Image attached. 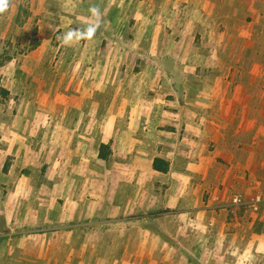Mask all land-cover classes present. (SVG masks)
I'll use <instances>...</instances> for the list:
<instances>
[{
    "label": "crops",
    "instance_id": "0c3cea01",
    "mask_svg": "<svg viewBox=\"0 0 264 264\" xmlns=\"http://www.w3.org/2000/svg\"><path fill=\"white\" fill-rule=\"evenodd\" d=\"M158 1L188 13L134 14L148 30L136 100L97 123L96 145L73 138L80 123L66 125L64 161L79 157V170L56 169L58 153L27 175L3 163L0 264H219L221 248L246 263L264 256V92L249 104L264 67V44L252 46L264 0ZM27 127L58 145L55 123ZM14 138L0 132L3 162Z\"/></svg>",
    "mask_w": 264,
    "mask_h": 264
},
{
    "label": "rangeland",
    "instance_id": "374dc122",
    "mask_svg": "<svg viewBox=\"0 0 264 264\" xmlns=\"http://www.w3.org/2000/svg\"><path fill=\"white\" fill-rule=\"evenodd\" d=\"M92 5L102 13L95 37L63 46L58 37L93 22L88 11ZM163 6L158 0H11L7 12L0 16V132L9 131L15 138L8 144V150L5 147L6 161L0 157V169L4 163L12 171L25 175L30 170H49L53 167L52 158L58 153L59 161H63L57 163L56 169L69 164L75 171L79 170V157L75 163L64 161L69 149L66 125L71 121L80 123L82 128L74 131L73 138L91 137L96 145L100 135L97 123L99 127L109 119V112L129 108L135 102L132 89L136 84L134 75L139 70L136 61L145 56L148 30L142 27L140 19L137 26L134 14L142 17L143 13L163 9L173 12L184 9L188 13V7ZM156 22V18L152 19L151 24ZM253 38V47L264 44V32L253 33ZM240 50L235 53H241ZM261 54L264 60V50ZM261 70L260 84H251L254 87L250 92L255 95L249 101L251 108L260 105L261 99L256 95L264 92V67ZM261 107L259 122H264V106ZM31 122L42 127L55 123L54 139L59 140L58 145L51 143L45 129L40 128L42 131H36L37 135L32 130L31 134L27 127ZM250 132L252 137L256 136L255 131ZM80 140L73 143L78 150L87 145ZM89 146L94 147L91 143ZM71 153L81 155L80 151ZM14 180L11 182L18 186ZM23 187L18 189L23 191ZM1 201L0 190V215ZM2 225L0 217V233ZM219 250L224 257V249ZM222 255L217 259L219 264H264V256L246 263L245 258L237 255L233 258Z\"/></svg>",
    "mask_w": 264,
    "mask_h": 264
},
{
    "label": "clouds",
    "instance_id": "9594fccd",
    "mask_svg": "<svg viewBox=\"0 0 264 264\" xmlns=\"http://www.w3.org/2000/svg\"><path fill=\"white\" fill-rule=\"evenodd\" d=\"M11 0H0V16L7 12ZM93 18V22L89 23L84 28L70 29L62 37H58L63 46H71L73 43L79 42L81 40H91L95 37L96 32L100 27V18L102 13L100 8L92 5L88 9Z\"/></svg>",
    "mask_w": 264,
    "mask_h": 264
},
{
    "label": "built area",
    "instance_id": "2783aa9c",
    "mask_svg": "<svg viewBox=\"0 0 264 264\" xmlns=\"http://www.w3.org/2000/svg\"><path fill=\"white\" fill-rule=\"evenodd\" d=\"M239 201H240L239 198H235V199H234V203H237V204H238Z\"/></svg>",
    "mask_w": 264,
    "mask_h": 264
}]
</instances>
